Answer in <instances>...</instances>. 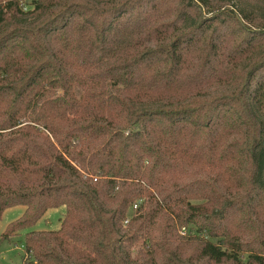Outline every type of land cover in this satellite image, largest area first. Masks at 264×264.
<instances>
[{
    "label": "trees",
    "instance_id": "1",
    "mask_svg": "<svg viewBox=\"0 0 264 264\" xmlns=\"http://www.w3.org/2000/svg\"><path fill=\"white\" fill-rule=\"evenodd\" d=\"M16 206L22 264H264V0H0Z\"/></svg>",
    "mask_w": 264,
    "mask_h": 264
},
{
    "label": "rangeland",
    "instance_id": "2",
    "mask_svg": "<svg viewBox=\"0 0 264 264\" xmlns=\"http://www.w3.org/2000/svg\"><path fill=\"white\" fill-rule=\"evenodd\" d=\"M140 203H142L140 201ZM25 206H16L7 209L0 221V264H22L25 257V234L27 231H23L18 235L12 236L5 241L1 240V235L6 231L7 226L20 218L25 212ZM134 207L130 209L129 216L134 214ZM66 213L65 207L56 209H50L44 217L37 222V224L28 231H56L61 227L62 220ZM186 229L185 234L183 230ZM180 230L181 235H186L189 231L188 228H182Z\"/></svg>",
    "mask_w": 264,
    "mask_h": 264
},
{
    "label": "built area",
    "instance_id": "3",
    "mask_svg": "<svg viewBox=\"0 0 264 264\" xmlns=\"http://www.w3.org/2000/svg\"><path fill=\"white\" fill-rule=\"evenodd\" d=\"M137 207H138V205H135V206H134V209H137ZM182 230H183V232H182V233H183V234H185V232H186V229H182Z\"/></svg>",
    "mask_w": 264,
    "mask_h": 264
},
{
    "label": "crops",
    "instance_id": "4",
    "mask_svg": "<svg viewBox=\"0 0 264 264\" xmlns=\"http://www.w3.org/2000/svg\"><path fill=\"white\" fill-rule=\"evenodd\" d=\"M24 214V213H23ZM19 219V218H18Z\"/></svg>",
    "mask_w": 264,
    "mask_h": 264
}]
</instances>
